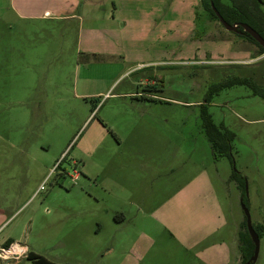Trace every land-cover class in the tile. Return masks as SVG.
Returning <instances> with one entry per match:
<instances>
[{
  "label": "rangeland",
  "instance_id": "rangeland-1",
  "mask_svg": "<svg viewBox=\"0 0 264 264\" xmlns=\"http://www.w3.org/2000/svg\"><path fill=\"white\" fill-rule=\"evenodd\" d=\"M155 1L47 15L0 0V241L61 264H233L235 170L264 234V99L233 85L206 100L227 75L264 85V53L199 0ZM206 114L233 133V164L213 157Z\"/></svg>",
  "mask_w": 264,
  "mask_h": 264
},
{
  "label": "trees",
  "instance_id": "trees-1",
  "mask_svg": "<svg viewBox=\"0 0 264 264\" xmlns=\"http://www.w3.org/2000/svg\"><path fill=\"white\" fill-rule=\"evenodd\" d=\"M202 7L208 11L213 19H217L214 14L211 4L219 11L222 17L229 24L245 23L251 26L264 38V12L262 10V3L257 0H199ZM241 32H234L238 36L247 39L248 41L254 43L259 48V54L264 53V48L260 46L249 34H247L243 29L238 27ZM242 64H236L237 67H241ZM258 77L257 74H252ZM262 82L264 79L261 78ZM233 85H245L250 88L252 95L259 96L264 99V85L258 84L252 79V77L240 76V75H227L219 83L211 85L206 94V100H210L212 95L218 90ZM94 110V109H93ZM92 110V111H93ZM205 127L206 136L210 145V150L215 159L219 157H227L233 164V154H232V138L233 133L223 125L216 126L210 119L209 115H205ZM231 178L239 182V186L242 188L241 201L245 203V192H244V175L241 172L233 171ZM246 225V223H245ZM258 236L261 237L263 234V226L258 225L255 228ZM13 242L12 239L4 242V246L8 247ZM238 248L240 252V264H245L248 259L253 254V243L249 237L247 228L244 232L242 229L238 232ZM26 258L31 261V264H61L59 262L53 261L46 258L43 255L35 253L29 250L26 254Z\"/></svg>",
  "mask_w": 264,
  "mask_h": 264
},
{
  "label": "crops",
  "instance_id": "crops-1",
  "mask_svg": "<svg viewBox=\"0 0 264 264\" xmlns=\"http://www.w3.org/2000/svg\"><path fill=\"white\" fill-rule=\"evenodd\" d=\"M85 1L88 2V5H93V3H97L98 0H13L14 6L16 4L17 6V11L20 14H27V12L30 10L32 5H40L42 8V12L43 14H47V15H55V14H63V12H69L70 9L72 10L71 13L74 14V12L77 10V7L81 6L82 3H84ZM164 0H157L155 2H153L152 4V8L159 6L160 10L161 8L164 9ZM86 4V3H84ZM113 7L115 9V4L113 2ZM121 9V8H120ZM61 12V13H60ZM71 14V15H73ZM69 15H65L64 17H68ZM114 16V15H113ZM114 18V17H113ZM250 50L249 48H243L242 51L240 52H248L250 54ZM251 56V54H250ZM249 56V57H250ZM63 152H61L60 154H62ZM58 161V159H56V161H52L51 163H48L47 165V173L49 174V172L52 171V169H62V164L59 162L58 165L56 164ZM55 165H57L56 168ZM64 170V169H62ZM47 174V175H48ZM8 217L6 215V211L4 210V208H2L0 206V228L7 222ZM264 234H262L261 238L263 237ZM12 239L13 242L11 244H18L21 247H25V249L27 250V252L29 251L27 245L25 244H21L18 241H16L12 235L6 234L5 236H3L2 240L0 241V247H4V242H6L7 240ZM238 240L236 241V245L238 246L239 243H237ZM10 244V245H11ZM234 246V247H235ZM26 257V255H25ZM241 260H240V252H239V248L238 250H236L235 254H234V263L233 264H240ZM256 263V261L254 262V264Z\"/></svg>",
  "mask_w": 264,
  "mask_h": 264
},
{
  "label": "water",
  "instance_id": "water-1",
  "mask_svg": "<svg viewBox=\"0 0 264 264\" xmlns=\"http://www.w3.org/2000/svg\"><path fill=\"white\" fill-rule=\"evenodd\" d=\"M259 3H262V0H257ZM211 8L214 12V14L217 16L219 22L222 24V26L228 30V31H233V32H241L239 30V26L245 31L247 34H249L260 46L264 48V38L256 31L254 30L251 26L245 23H237V24H229L219 13V11L214 7L213 4H211ZM242 208L244 211L245 215V220H246V228L248 233L253 239L254 242V250L252 256L248 259V261L245 264H254L257 258L258 254V247H259V237L257 232L255 231L248 208L245 206V204L242 202Z\"/></svg>",
  "mask_w": 264,
  "mask_h": 264
},
{
  "label": "built area",
  "instance_id": "built-area-1",
  "mask_svg": "<svg viewBox=\"0 0 264 264\" xmlns=\"http://www.w3.org/2000/svg\"><path fill=\"white\" fill-rule=\"evenodd\" d=\"M56 167L57 165H55V168ZM15 245L18 247V250H16L13 253H6L7 250H9L11 247H14ZM26 254H27V250L25 249V247H21L18 244H11L9 245L8 248L0 247V257L2 259H5L6 257H9V256L14 257L16 255H26Z\"/></svg>",
  "mask_w": 264,
  "mask_h": 264
},
{
  "label": "bare ground",
  "instance_id": "bare-ground-1",
  "mask_svg": "<svg viewBox=\"0 0 264 264\" xmlns=\"http://www.w3.org/2000/svg\"><path fill=\"white\" fill-rule=\"evenodd\" d=\"M16 250H18V247L15 245L14 247H11L9 250H7L6 253H13Z\"/></svg>",
  "mask_w": 264,
  "mask_h": 264
}]
</instances>
